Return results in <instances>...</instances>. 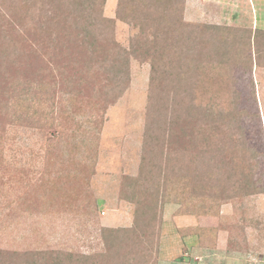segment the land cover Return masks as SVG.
Returning <instances> with one entry per match:
<instances>
[{"label":"rangeland","instance_id":"obj_1","mask_svg":"<svg viewBox=\"0 0 264 264\" xmlns=\"http://www.w3.org/2000/svg\"><path fill=\"white\" fill-rule=\"evenodd\" d=\"M86 1L95 26L73 20L74 0L19 1L44 65L25 71L14 58L0 68V250L108 256L104 229H137L136 243H127L153 249L156 264H264V59L248 69L211 50L219 32L240 43L264 32V0ZM19 26L0 28V46L23 35ZM84 28L94 29L92 45ZM159 38L171 47L164 60L145 48ZM196 55L192 94L177 90L166 74ZM13 82L42 101L15 108ZM41 84L51 89L44 96ZM191 102L216 114L211 126L193 130V183L177 184L180 201L168 202L165 191L152 193L163 171L183 160L165 158L164 131ZM234 106L241 117H228ZM148 128L158 141L152 134L147 142ZM240 164L255 194L246 188L227 199Z\"/></svg>","mask_w":264,"mask_h":264},{"label":"trees","instance_id":"obj_2","mask_svg":"<svg viewBox=\"0 0 264 264\" xmlns=\"http://www.w3.org/2000/svg\"><path fill=\"white\" fill-rule=\"evenodd\" d=\"M20 0H0V22H4L0 24V28L9 27V26H19L23 29V35L21 34L15 38L13 35L11 36L13 41L8 42L5 46H0V68L1 66L5 64H12L15 62L19 63L22 68L25 67L29 70H36V72H40L39 65H44V60L39 58L37 55H35L36 52L33 51V46L36 45L34 43L33 45V37L37 39V31L33 27L31 32V27L27 24L25 25V18L26 14L22 10L21 4H19ZM164 3V0H160V4ZM25 5V4H24ZM73 5L75 6V15L73 17V20L80 21V20H88L87 25H94L93 22V9L91 1H77L74 0ZM175 7H173L170 10H174ZM161 23V21H159ZM168 22V21H167ZM84 31H81L86 34H90L93 37V41L91 42V45L94 42V29H87L84 28ZM224 30L226 32L230 33H238V30L231 29V28H218L216 31ZM168 34L173 33V30H168ZM218 33V32H217ZM261 35V36H260ZM229 36H223L221 32H219V36H215L213 40V46L211 43V50L214 47V52L217 56H219L220 60L223 61V63L227 64V60H229L228 63H235L233 61L236 57V61L242 60L244 63V68L247 67L248 69H252L253 66H260L264 59V50L261 48V38L264 37V32H257L255 33L254 38L248 37L246 40H244L242 43L236 38V39H229ZM251 39H253L251 41ZM39 41V39H37ZM169 40V37L163 38V42L167 43ZM161 39H154L153 41L149 42L148 45H146V49H148V53L152 52H159L160 57L162 60L165 59L167 56L168 51L171 49V47H168V45H161L160 42ZM40 42V41H39ZM13 43V44H12ZM12 44V45H11ZM220 45V46H217ZM11 45V46H10ZM10 46V47H9ZM252 47H254V57L249 55L252 52ZM138 47H134L132 49V52L136 55V58L139 57V53L136 51ZM247 53V54H246ZM73 56V53H72ZM244 56L243 59H239L238 57ZM127 57V56H125ZM15 58V59H14ZM40 59V60H39ZM238 59V60H237ZM201 60V61H200ZM210 62V61H208ZM202 63V59L200 55H196V57H192L189 61L185 58L183 61H179L178 65L175 66V72L170 71L168 74H166L167 77L173 76L172 79L176 80V85H178L177 90L179 88H183V90L186 92L191 91V87H187L191 84V81H193L195 77V69L200 68ZM26 64V66L24 65ZM36 67V68H35ZM155 69V68H154ZM26 71V70H25ZM155 74V71H154ZM49 82L51 80V75L48 76ZM152 82H155L156 78L155 75L152 76ZM54 82V81H53ZM14 83V84H13ZM13 94L12 99H14L13 106L17 109H26L30 108L33 105H36L37 103H40L42 100L39 95L35 94L31 87H26L22 83L13 82ZM187 83V84H186ZM42 89L41 95H46L47 91H51V89H47L42 84L40 86ZM46 92V93H45ZM191 93V92H190ZM192 94V93H191ZM0 96L3 97L2 91L0 92ZM192 96V95H191ZM35 97V102H32L31 99ZM193 100V99H192ZM175 106V105H173ZM175 113L179 112L178 110H174ZM178 114V113H177ZM215 111L212 107H200L195 108L193 106V102L190 103V105L186 108V114L183 119L180 118V115L176 117V120L173 124H170V129L168 130V134L166 135L164 131V138L163 142L167 145V152L165 155V158H167L169 161L172 162H178L182 161V167H176L177 165H173L172 169L163 171L164 177L159 178V183L156 187L155 193H152L153 196H156V194H159L160 192L165 191L164 200H168V202L171 200L175 202L178 201V193L177 190L180 183L183 187L190 186L193 183L194 180V174L190 171V168L193 166L194 162L196 161L195 158L190 157L192 154L194 156L196 149L198 148V141L194 138V132L196 131V127H200L202 125L204 126H211L214 122L215 118ZM244 114V111H239L235 106L230 110V113L228 114V117L236 116L241 117V115ZM192 121H188V120ZM194 119V121H193ZM162 128V127H161ZM158 129H156L157 131ZM194 130V132H193ZM198 130V129H197ZM155 130L148 128L147 130V142L151 141V135L155 136L154 133ZM172 132V133H171ZM156 137V136H155ZM156 141H158V137H156ZM147 144V143H146ZM157 144V143H156ZM176 146V149H175ZM191 146V147H190ZM185 163L187 164L185 166ZM178 169H176V168ZM236 180L232 183V187L226 190L222 193L226 195L225 198L230 199V197H239L244 195V189L248 188V190L251 192V195H254L255 191H252V181H251V175L249 171H246L244 169V166L240 164L238 168L236 169ZM135 183L138 181L137 179H131ZM133 182V183H134ZM164 182V184H163ZM147 194V193H146ZM190 206L195 207L194 199L191 198ZM210 201L208 200V196L202 201L200 204L202 207L204 204ZM164 201H162L163 203ZM217 203V201H216ZM148 227V226H147ZM137 228V227H136ZM143 232H140L142 236ZM147 233H143L144 236ZM151 234L154 235L152 232ZM143 236V237H144ZM137 238V229L133 230H118V229H104L103 230V236L102 241L103 244H105L108 249V256L107 254L104 255L103 253H98L94 255H81V256H75L74 254H64V253H57L55 255H52V253L47 252H33V253H25V255L20 256L16 253H7L0 250V264H156V260L152 261L153 256V249H149L147 247L142 246V242L139 244V248L135 245L128 244L127 241L130 239L131 243H136ZM121 241L120 246V252L114 255L113 253V247L115 243H119ZM129 242V241H128ZM123 257H121V254Z\"/></svg>","mask_w":264,"mask_h":264}]
</instances>
